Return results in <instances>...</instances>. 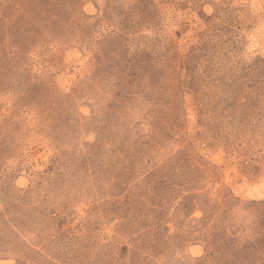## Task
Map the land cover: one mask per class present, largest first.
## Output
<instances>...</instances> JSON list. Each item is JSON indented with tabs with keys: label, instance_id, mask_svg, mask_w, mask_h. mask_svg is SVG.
Wrapping results in <instances>:
<instances>
[{
	"label": "rangeland",
	"instance_id": "obj_1",
	"mask_svg": "<svg viewBox=\"0 0 264 264\" xmlns=\"http://www.w3.org/2000/svg\"><path fill=\"white\" fill-rule=\"evenodd\" d=\"M0 264H264V0H0Z\"/></svg>",
	"mask_w": 264,
	"mask_h": 264
}]
</instances>
